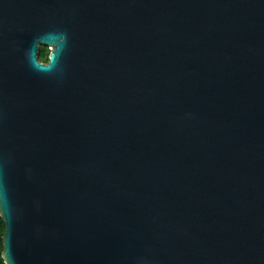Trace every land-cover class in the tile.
Instances as JSON below:
<instances>
[{
    "label": "water",
    "instance_id": "1",
    "mask_svg": "<svg viewBox=\"0 0 264 264\" xmlns=\"http://www.w3.org/2000/svg\"><path fill=\"white\" fill-rule=\"evenodd\" d=\"M0 165L14 264H264V0H0Z\"/></svg>",
    "mask_w": 264,
    "mask_h": 264
},
{
    "label": "clouds",
    "instance_id": "2",
    "mask_svg": "<svg viewBox=\"0 0 264 264\" xmlns=\"http://www.w3.org/2000/svg\"><path fill=\"white\" fill-rule=\"evenodd\" d=\"M67 48V32L46 33L35 39L32 47L27 50L29 66L42 75L60 78L64 74L63 59ZM4 162L7 163V158ZM28 171L30 174L31 170ZM18 214L19 210L12 207L7 183L0 176V264H14V257L9 256L7 237L10 231L9 219ZM140 264H149V261L141 257Z\"/></svg>",
    "mask_w": 264,
    "mask_h": 264
}]
</instances>
